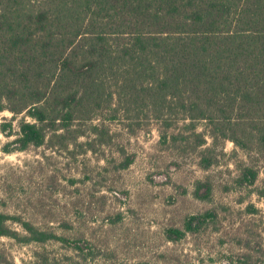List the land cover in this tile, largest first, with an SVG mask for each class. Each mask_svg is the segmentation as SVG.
<instances>
[{"label":"trees","instance_id":"trees-1","mask_svg":"<svg viewBox=\"0 0 264 264\" xmlns=\"http://www.w3.org/2000/svg\"><path fill=\"white\" fill-rule=\"evenodd\" d=\"M144 110L166 128L187 121L198 135L196 121L206 120L216 139L247 153L235 184L264 199V184L256 186V160L264 156V0H0V114L12 113L0 130L15 136L5 152L70 135L95 151L112 141L107 120L139 118ZM81 136L87 140L78 142ZM212 193L208 177L197 180V198ZM245 212L258 209L250 203ZM218 216L215 208L190 214L165 233L177 241ZM2 236L70 241L0 210Z\"/></svg>","mask_w":264,"mask_h":264},{"label":"rangeland","instance_id":"rangeland-1","mask_svg":"<svg viewBox=\"0 0 264 264\" xmlns=\"http://www.w3.org/2000/svg\"><path fill=\"white\" fill-rule=\"evenodd\" d=\"M11 116L1 113L0 124ZM186 123L166 128L147 110L139 118L107 120L112 141L95 151L73 143L70 135L8 153L3 147L15 136L0 130V210L70 240L27 244L2 236L0 259L4 264H264V199L234 182L240 162L249 161L246 151L216 139L206 120L196 121L199 135ZM86 140L81 136L78 142ZM128 158L132 162L122 167ZM256 164L261 167L256 186H262L264 156ZM207 177L213 193L202 200L194 191L197 180ZM250 203L257 213L245 212ZM211 208L219 212L214 223L177 241L167 237L166 228L181 227L188 215ZM9 224L23 231L19 223Z\"/></svg>","mask_w":264,"mask_h":264}]
</instances>
